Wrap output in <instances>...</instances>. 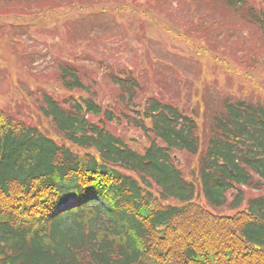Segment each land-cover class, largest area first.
Returning a JSON list of instances; mask_svg holds the SVG:
<instances>
[{
  "label": "trees",
  "instance_id": "trees-1",
  "mask_svg": "<svg viewBox=\"0 0 264 264\" xmlns=\"http://www.w3.org/2000/svg\"><path fill=\"white\" fill-rule=\"evenodd\" d=\"M213 1L264 48V0ZM79 57L58 66L67 96L34 100L60 142L0 110V264H264V103L180 110L129 69L110 70L117 94L101 106ZM110 126L139 131L143 149Z\"/></svg>",
  "mask_w": 264,
  "mask_h": 264
},
{
  "label": "rangeland",
  "instance_id": "rangeland-1",
  "mask_svg": "<svg viewBox=\"0 0 264 264\" xmlns=\"http://www.w3.org/2000/svg\"><path fill=\"white\" fill-rule=\"evenodd\" d=\"M103 10L106 14L92 18ZM93 20L100 22L92 25ZM261 44L257 29L240 22L213 0L0 3V110L14 113L60 142L48 120L36 110L34 100L41 93L67 96L57 81L58 66L84 54L93 58L82 63L95 79L94 84L85 82L101 106L111 107L116 98L114 84L107 78L110 70L129 69L140 78L145 96H160L180 110L196 112V101L217 104L226 94L264 103ZM101 60L104 64L99 68L96 63ZM197 123L200 127L201 118ZM108 130L135 138V149H143L139 131L119 126ZM83 154L85 151L79 150L78 155ZM176 158L186 166L191 163L182 153ZM244 191L253 195L246 188ZM197 202L204 204L201 199Z\"/></svg>",
  "mask_w": 264,
  "mask_h": 264
}]
</instances>
